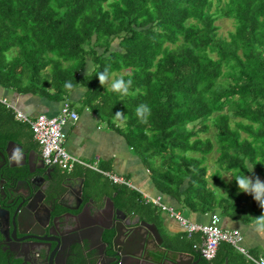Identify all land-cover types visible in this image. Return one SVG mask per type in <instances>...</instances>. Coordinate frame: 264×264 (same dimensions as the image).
Listing matches in <instances>:
<instances>
[{"label": "trees", "instance_id": "16d2710c", "mask_svg": "<svg viewBox=\"0 0 264 264\" xmlns=\"http://www.w3.org/2000/svg\"><path fill=\"white\" fill-rule=\"evenodd\" d=\"M219 20L233 23L226 36ZM105 68L128 70L120 77L140 91L121 98L102 87L97 76ZM67 81L86 89L80 110L117 131L159 194L183 208L239 218L242 208L228 201L237 185L228 188L219 171L235 180L251 169L264 181V0H0V87L63 102L74 91L64 88ZM140 104L151 108L146 124L135 113ZM209 123L214 138L205 136ZM8 141L39 151L30 127L0 104V148ZM212 153L215 172L208 175L205 157ZM99 177L93 172L84 181L97 198L116 193L113 202L152 221L162 213L125 185L96 183ZM209 181L227 196L218 197ZM246 196L238 200L257 203ZM169 240L170 249L210 263L197 250L201 235ZM0 264H9L2 253Z\"/></svg>", "mask_w": 264, "mask_h": 264}, {"label": "flooded vegetation", "instance_id": "af4514ba", "mask_svg": "<svg viewBox=\"0 0 264 264\" xmlns=\"http://www.w3.org/2000/svg\"><path fill=\"white\" fill-rule=\"evenodd\" d=\"M9 142L13 141L7 143ZM6 145L0 148V253L9 264H150L147 252L155 249L152 251L154 256L159 255L156 249L159 241L144 238L146 229L143 227L136 228L132 234L135 245L130 252H133L137 260L128 257L125 260L120 257L115 259L116 252L112 243L114 233L110 230L104 231L102 235V242L105 244L103 252L97 238L98 229L99 226L110 224L115 216L114 211L104 208L102 202L99 205H103L104 210L95 213L96 205L89 203L88 207L94 214L91 216L83 212L77 224L67 226L69 213L72 212L70 210L80 203L76 194L79 184L66 183L67 179L62 177L63 172L59 173L60 169L45 166L39 151L35 153L23 146L20 148L14 142L6 153ZM63 181L70 188L69 191L62 188L61 192L51 193L53 184L57 183L54 189L58 191L59 183ZM84 196H81L80 210L88 203ZM101 199L104 200V197L98 198ZM114 205L131 222L138 219L139 222H147L140 215L122 209L115 202ZM72 213L77 214L79 211ZM122 229H119L120 232ZM122 233L116 240L117 249L125 241L124 232ZM167 245L163 241L162 249ZM176 251L186 253L179 249ZM180 260L186 264L189 258L182 255ZM196 261L193 255V262ZM211 261L207 262L211 264Z\"/></svg>", "mask_w": 264, "mask_h": 264}, {"label": "crops", "instance_id": "0c3cea01", "mask_svg": "<svg viewBox=\"0 0 264 264\" xmlns=\"http://www.w3.org/2000/svg\"><path fill=\"white\" fill-rule=\"evenodd\" d=\"M85 93L86 89L78 87L67 99L70 104L71 102L81 103ZM0 97L5 98L32 120L40 115L56 116L62 103L33 95H17L12 90H4L1 87ZM73 108L78 112L79 119L76 123H68L65 127V132L67 134L65 143L66 151L82 162L92 165L96 164L98 168L105 172L126 178L131 185V188L129 189L138 194L141 198H143V196L154 197L160 195L154 186L149 171L144 165L141 157L137 154H133L134 152L131 147L128 146L124 138L89 109L85 108L83 110H77L76 107ZM209 163H211V161ZM91 171L92 170L90 169L77 165L71 172L59 170V173L63 172L62 177L67 179L66 183L70 182V184L76 183L80 185V180L88 181V179L92 177L94 171ZM95 173L100 175L97 172ZM208 175H211L210 168L208 169ZM246 176L259 177L263 181L262 177L251 169ZM101 178L103 179V182L108 180L103 175H100L99 178L95 179L97 180L96 183H100ZM221 178L226 184L234 185L236 183L234 176L230 173H226ZM209 187L213 191L215 190L214 187ZM185 188L186 183L182 189L184 190ZM221 190L223 191V188H221ZM216 195L220 198L224 197L222 194L218 195L217 192ZM246 195L247 194L244 196L247 197ZM101 197H104V206L106 205V209L109 210V208H107V206H109L108 199L111 201L117 199V194L113 192L111 193L110 191H104L103 196ZM162 197L165 204L176 208L186 219L193 223L205 224L209 221L211 214H217L219 216L220 228L229 232L236 231L240 236L238 245L244 248L251 257L258 259L259 257L264 256V235L258 234L254 230L252 221L253 217L261 215L262 210L258 203H251L244 199L238 200V198H243L239 197L238 194H236V197L234 198L232 196V205L239 204V207L242 208L240 210V212H242L240 215L241 217H234L235 219H232L225 214H222L219 209L202 212L199 211L200 208H198L193 212L183 208L181 204H178L176 200H173L168 196L162 195ZM233 214H235V212H233ZM146 221L156 226L159 235L164 242L169 239L175 241L183 235V231L178 223L165 213H160L158 217L155 218V221H148V219H146ZM219 248V255L215 258V263L250 264L234 247L222 243L219 245ZM227 248H231L229 252L227 251ZM186 253L195 256L194 253ZM195 259L197 260L196 256ZM243 260L244 262H242Z\"/></svg>", "mask_w": 264, "mask_h": 264}, {"label": "built area", "instance_id": "2783aa9c", "mask_svg": "<svg viewBox=\"0 0 264 264\" xmlns=\"http://www.w3.org/2000/svg\"><path fill=\"white\" fill-rule=\"evenodd\" d=\"M0 104L12 112L17 122L25 123L30 127L33 139L39 147L40 159L45 166L57 167L64 172H71L77 165L83 166L103 175L114 185H125L131 188L126 178L105 172L98 168L96 164L92 165L82 162L66 151L65 143L67 134L65 132V127L68 123L74 124L79 119L78 113L72 108L68 100L61 103L59 112L56 116L40 115L33 120L19 111L5 98L0 97ZM142 200L174 219L187 237H191V235L194 234L201 235V242L197 250L204 260H213L219 245L225 243L234 247L241 255L245 256L247 260L251 261L248 259L250 255L246 250L238 245L240 241L239 234L236 231L229 232L221 229L218 215L213 213L210 215L207 223L197 224L186 219L172 206L165 204L161 195L154 197L143 196Z\"/></svg>", "mask_w": 264, "mask_h": 264}, {"label": "water", "instance_id": "95a60500", "mask_svg": "<svg viewBox=\"0 0 264 264\" xmlns=\"http://www.w3.org/2000/svg\"><path fill=\"white\" fill-rule=\"evenodd\" d=\"M11 144H14V142L7 143L6 149H5L6 153H8L9 147ZM20 148H21V146H20ZM56 184L57 183H54L53 188H51V193H53V194L61 192L62 188L67 189V191H69V189H70L67 187V185L64 184V181H63V182L59 183V187H58V191H57L54 189ZM76 194L80 200V203L78 204V206L76 208H73L70 211H72V212H74V211L78 212L79 211V213H77V214H74L72 212L69 213L70 218L68 220V223H66V225L70 226V227H73L74 224L78 223V220L81 217V215L83 214V212L84 213L86 212L87 215L89 214L92 216L94 214V212L98 213V212L103 211L104 208H106V205L104 206V208H102L103 205H99V204H102L103 200L102 199L98 200V198H96V195L92 192V188L88 189L87 187L84 186V180H81V183L78 186ZM83 195H85L84 197L86 199H88V203H86L83 206V208L80 210L81 203H82V197L81 196H83ZM89 203L96 205L94 212L92 211V209H90L88 207ZM108 204H109V206H107V208H109V211H111V212L114 211L115 216H114L113 220H110V224L99 226L97 238H98V242L100 243V245L103 248V252L105 249V244L102 242V235H103L104 231L110 230V231H113V233H114V238H113L112 243H113L114 250L116 252V258L115 259L120 257L121 260H125L124 258L127 259V257H128V259L131 258V259L137 260V258L132 254L133 252H130V249L133 248L135 245V243H134L135 239L133 238L132 234L136 228L143 227L144 229H146V233H145L144 238H147L151 241H156V240L159 241L157 246H158V248L161 249L160 250V249L156 248L158 253H159V255L157 256L158 258L155 257L153 252H152L155 249H151L147 252V256L149 257L148 262L150 264H164V263L185 264L182 260H180V257L182 255H187L189 258V260L186 264H198L199 263L198 260L196 262H193V255H188L186 253H179L176 250L170 249V247L168 245H167V247H164V248H166V250L164 248H163L164 249L163 250L161 247V244L163 243V239H161L159 232H158V230L154 224H149L145 221L139 222V219L136 220L135 222H131L130 220H128V218L126 217V215L124 214V212L121 209L115 208L113 201L108 199ZM117 214H119L121 216H117ZM120 228H123L121 230V232L119 230ZM122 231L124 232L125 241H124L123 245L119 249H117L116 248V240L119 239L120 234H123ZM49 241H51V240H49ZM138 243H140V242H138ZM157 251H154V252L156 253ZM150 253H152V255H150Z\"/></svg>", "mask_w": 264, "mask_h": 264}, {"label": "clouds", "instance_id": "9594fccd", "mask_svg": "<svg viewBox=\"0 0 264 264\" xmlns=\"http://www.w3.org/2000/svg\"><path fill=\"white\" fill-rule=\"evenodd\" d=\"M113 73L109 71V68L98 74L97 78L99 84L103 87L108 84L111 90L118 94L121 98L128 97L130 95H136L140 90H133V80H125L123 77L116 79H110ZM64 88L69 92L74 90V85L71 81L64 83ZM136 116L142 124L148 123L149 117L151 116V108L147 104H140L135 109ZM115 117L118 118L122 123L127 120V116L122 112H117ZM235 182L238 187L239 192L251 195L254 201H256L261 208V215L258 217H253L254 230L261 235H264V181L259 177L246 176L243 174H238L235 177ZM215 188V187H214ZM218 195L227 196L226 192L215 188ZM252 264H264V256L258 259L253 257H248Z\"/></svg>", "mask_w": 264, "mask_h": 264}, {"label": "rangeland", "instance_id": "374dc122", "mask_svg": "<svg viewBox=\"0 0 264 264\" xmlns=\"http://www.w3.org/2000/svg\"><path fill=\"white\" fill-rule=\"evenodd\" d=\"M217 25H219V27H220V29H219V34H221L222 36H226L230 31H232L233 30V23H232V21L231 20H219L218 22H217ZM112 48L113 49H116L117 48V41H115L114 42V44H113V46H112ZM101 51V50H100ZM12 54L11 53H9L7 56H11ZM89 69H90V67H89ZM126 73H128V70H122L121 72H119V73H113V75L111 76V78L110 79H115V77H120L121 75H124V74H126ZM105 88H107V89H111L110 88V86L108 85V84H106L105 86H104ZM68 100V99H67ZM70 103V102H69ZM71 106H72V108L73 107H76V109L77 110H80V106H81V103H73V102H71V104H70ZM209 125H210V129H209V131H208V133L205 135V136H209V137H211V138H214V134H215V129L213 128V126L211 125V123H209ZM133 151V150H132ZM134 152V151H133ZM133 154H136L135 152L133 153ZM191 156V155H190ZM216 158V155H215V153H212V154H210V155H208L207 157H205V166L207 167V169H209L210 168V173L211 174H213L214 175V168H213V165H214V163H213V161H214V159ZM209 160H213L211 163H209ZM220 172V176L222 177L223 175H225L226 174V172H224V171H219ZM234 174V173H233ZM234 176V175H233ZM102 178L100 179V182H102ZM208 186H211V187H215V188H218V189H220L221 190V188L218 186V185H216L214 182H212V181H210V182H208ZM227 186H228V188H233V187H236V185L234 184V185H229V184H227ZM236 190H238V187H236ZM213 191V190H212ZM215 191V193L217 192L216 191V189L214 190ZM238 195L239 194H243V195H245L244 193H241V192H238L237 193ZM243 195H241V197H244ZM229 202H231V204H232V199L231 198H229Z\"/></svg>", "mask_w": 264, "mask_h": 264}]
</instances>
